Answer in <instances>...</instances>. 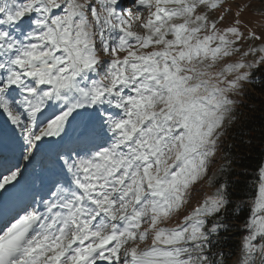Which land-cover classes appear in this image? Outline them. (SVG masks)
Listing matches in <instances>:
<instances>
[{"label":"snow or ice","instance_id":"obj_1","mask_svg":"<svg viewBox=\"0 0 264 264\" xmlns=\"http://www.w3.org/2000/svg\"><path fill=\"white\" fill-rule=\"evenodd\" d=\"M246 12L0 0V264H264V115L240 111L245 85L264 93V25Z\"/></svg>","mask_w":264,"mask_h":264},{"label":"trees","instance_id":"obj_2","mask_svg":"<svg viewBox=\"0 0 264 264\" xmlns=\"http://www.w3.org/2000/svg\"><path fill=\"white\" fill-rule=\"evenodd\" d=\"M246 90L249 91V98H241L244 99L245 104H250L255 106V111H250L248 108H242L240 111L244 113L245 116L249 117L248 122L245 124L247 128L258 129L261 123L260 117L264 115V93L259 90L253 91L252 85H245ZM243 120V117H242ZM253 136H259V130L252 132ZM228 139L227 137L225 138ZM253 147L257 149V151H249L247 149L242 153L246 157V163L249 165H255L258 159V142L254 141ZM233 152L236 155H240V150L234 148ZM219 163H221L219 159ZM239 171V169H237ZM232 179H240L239 177H232Z\"/></svg>","mask_w":264,"mask_h":264},{"label":"rangeland","instance_id":"obj_3","mask_svg":"<svg viewBox=\"0 0 264 264\" xmlns=\"http://www.w3.org/2000/svg\"><path fill=\"white\" fill-rule=\"evenodd\" d=\"M229 2H233V0H229ZM235 3L240 4L241 6L250 5L252 10V16L249 17L248 12L245 13V18L252 19L251 27L256 30H260V26L264 25V0H234ZM235 11V9H233ZM219 164V157H217V163L212 167L215 169ZM203 187V195L210 194L214 189L206 186H198ZM195 203V201L193 202Z\"/></svg>","mask_w":264,"mask_h":264}]
</instances>
